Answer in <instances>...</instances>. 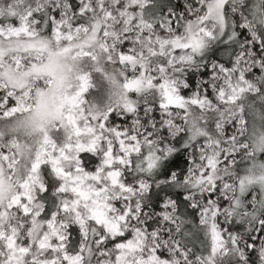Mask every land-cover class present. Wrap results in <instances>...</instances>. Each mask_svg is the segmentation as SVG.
Returning <instances> with one entry per match:
<instances>
[{"label": "snow or ice", "instance_id": "obj_1", "mask_svg": "<svg viewBox=\"0 0 264 264\" xmlns=\"http://www.w3.org/2000/svg\"><path fill=\"white\" fill-rule=\"evenodd\" d=\"M0 264H264V0H0Z\"/></svg>", "mask_w": 264, "mask_h": 264}]
</instances>
